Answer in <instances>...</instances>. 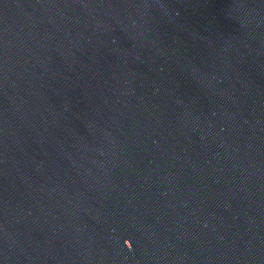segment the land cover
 <instances>
[{"label": "water", "instance_id": "95a60500", "mask_svg": "<svg viewBox=\"0 0 264 264\" xmlns=\"http://www.w3.org/2000/svg\"><path fill=\"white\" fill-rule=\"evenodd\" d=\"M0 264H264V0H0Z\"/></svg>", "mask_w": 264, "mask_h": 264}]
</instances>
